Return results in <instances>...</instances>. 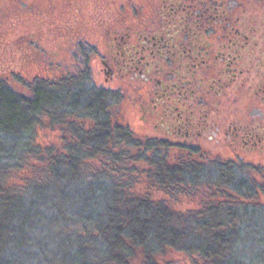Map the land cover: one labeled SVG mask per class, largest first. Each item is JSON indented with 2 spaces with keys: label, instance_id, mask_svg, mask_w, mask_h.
Returning a JSON list of instances; mask_svg holds the SVG:
<instances>
[{
  "label": "trees",
  "instance_id": "obj_1",
  "mask_svg": "<svg viewBox=\"0 0 264 264\" xmlns=\"http://www.w3.org/2000/svg\"><path fill=\"white\" fill-rule=\"evenodd\" d=\"M119 104L80 58L29 94L0 80V264H264V169L172 156Z\"/></svg>",
  "mask_w": 264,
  "mask_h": 264
},
{
  "label": "flooded vegetation",
  "instance_id": "obj_2",
  "mask_svg": "<svg viewBox=\"0 0 264 264\" xmlns=\"http://www.w3.org/2000/svg\"><path fill=\"white\" fill-rule=\"evenodd\" d=\"M105 2L63 38L98 88L128 101L130 130L264 169V15L252 0Z\"/></svg>",
  "mask_w": 264,
  "mask_h": 264
},
{
  "label": "rangeland",
  "instance_id": "obj_3",
  "mask_svg": "<svg viewBox=\"0 0 264 264\" xmlns=\"http://www.w3.org/2000/svg\"><path fill=\"white\" fill-rule=\"evenodd\" d=\"M99 1L100 6L95 0H0V79L29 94L32 83L53 81L72 70L77 49L63 38L64 27L69 32L75 23H89L98 9L104 10L106 0ZM252 4L257 13L264 15V0H252ZM128 105L127 100L121 101L118 110L123 121L127 124L129 119L134 126L135 118ZM37 138L42 146L58 144L55 132L44 126L38 130ZM171 151L175 153L172 156H179V150ZM140 175L139 172L134 175L137 179L134 192L147 193L145 179Z\"/></svg>",
  "mask_w": 264,
  "mask_h": 264
}]
</instances>
